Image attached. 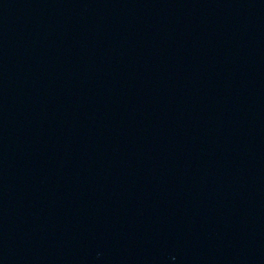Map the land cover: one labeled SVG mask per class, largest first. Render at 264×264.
I'll list each match as a JSON object with an SVG mask.
<instances>
[{
    "label": "water",
    "instance_id": "95a60500",
    "mask_svg": "<svg viewBox=\"0 0 264 264\" xmlns=\"http://www.w3.org/2000/svg\"><path fill=\"white\" fill-rule=\"evenodd\" d=\"M0 264H264V0H0Z\"/></svg>",
    "mask_w": 264,
    "mask_h": 264
}]
</instances>
